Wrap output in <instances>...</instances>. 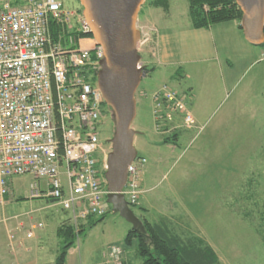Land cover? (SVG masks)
I'll use <instances>...</instances> for the list:
<instances>
[{"label": "built area", "instance_id": "2783aa9c", "mask_svg": "<svg viewBox=\"0 0 264 264\" xmlns=\"http://www.w3.org/2000/svg\"><path fill=\"white\" fill-rule=\"evenodd\" d=\"M90 31L83 11L61 0H0V205L11 179L28 174L29 198L69 211L76 231L80 222L109 212L99 131L107 103L97 81L104 53ZM143 97L151 101L157 132L195 127L185 96L170 84ZM146 163L136 154L127 166L121 193L129 207L142 193ZM43 229L42 221L21 223L9 233L8 246L19 232L30 240ZM122 253L109 248L115 264Z\"/></svg>", "mask_w": 264, "mask_h": 264}, {"label": "rangeland", "instance_id": "374dc122", "mask_svg": "<svg viewBox=\"0 0 264 264\" xmlns=\"http://www.w3.org/2000/svg\"><path fill=\"white\" fill-rule=\"evenodd\" d=\"M61 1L66 7L86 10L83 0ZM170 1V12L181 24L187 19L182 11L186 9L188 0H168L167 8L159 0H143L138 8L135 23L141 33L137 45L141 66L156 51L153 46L158 31L157 26L146 20V12L151 6L162 7L164 12H168ZM204 8H207L206 5ZM256 47L261 48L260 45ZM147 66L135 92L136 115L131 127L137 131L133 139L134 148L139 156L147 160L143 178L149 205L140 201L143 194L141 181L142 193L137 204L130 208L144 224V220H153L157 216L160 200L177 207L178 201H185L186 206L178 208L196 216L200 227V235L194 237L197 243L212 244L218 251L230 253L227 256L234 258L231 259L233 263L264 264V253H260L264 243V166L257 168L256 163V156L264 151V61L238 76L236 88L230 86L223 90L221 109L214 108L209 120L195 123L186 136L189 144H184L185 138L176 142L177 134L189 129L183 126L160 133L164 138L163 142L159 141L153 126L151 101L143 97V93L163 83L177 90L180 85L168 74L160 72L159 67L151 64ZM255 70L262 72L263 79L248 86ZM246 87L250 89L242 95L241 102L234 103L232 119H220L224 109ZM99 131L100 145L107 157L113 148L114 115L106 104L103 105ZM187 144L189 151L183 152ZM198 149L203 151L202 154L193 157L192 151L198 152ZM32 181L33 178L28 174L14 176L10 181L11 193L6 203L0 205V255L4 253L7 259L11 257L6 249L8 237L9 233L17 232L19 224L27 227L35 221H42L44 229L28 242L44 248L53 263L61 248L57 229L73 221L70 212L61 206L45 198H29ZM191 200L193 204L189 203ZM108 206L109 212L95 225L90 226L83 221L78 224L74 246L89 247L104 253L109 251L111 245L124 246L128 250L137 246V238L131 244L118 239L121 224L129 222L118 211H114L110 204ZM18 239L17 244L26 241L22 232H19ZM220 256L224 262L225 255Z\"/></svg>", "mask_w": 264, "mask_h": 264}, {"label": "crops", "instance_id": "0c3cea01", "mask_svg": "<svg viewBox=\"0 0 264 264\" xmlns=\"http://www.w3.org/2000/svg\"><path fill=\"white\" fill-rule=\"evenodd\" d=\"M187 8L188 2L186 3V9L182 11V15L184 13L187 19L181 24H178V20L170 12L171 1L168 12H164L162 7L156 6H151L147 10L146 20L157 26L158 31L153 46V49L156 51L154 54H151L152 58L150 60L143 61V66L147 70V65H155L161 69L160 72L168 74L171 78L175 79L180 85L178 91L185 96L195 122L201 123L211 118V112L214 108L217 109L221 106L222 102L220 98L223 90H226L230 86L236 88V78L245 74L249 69L257 65L258 62H261L259 58L264 49L262 46L259 49L256 46L260 44L252 43L246 38L243 29L239 27L240 22L236 20L216 23L206 28L192 27ZM260 79H263L262 72L255 70L252 79H249L248 86ZM249 89L247 87L243 88L241 95L235 98L224 109V112L220 114V119H232L231 111L235 108L236 103L241 102L242 95ZM261 92L262 90L258 91L257 94ZM189 130L191 129L185 130L182 134L179 132L176 136V142L185 138L184 144L187 143L186 136L190 133ZM155 132L159 136V141L163 142L164 136L157 131ZM188 144L185 146L183 152L189 151L187 149ZM202 152L199 149L198 152L194 150L192 151V155L193 157L199 156ZM256 163L258 165L257 168L260 166L263 168L264 151H261L260 155L256 156ZM144 182V178L142 177L143 194L140 201L146 202L148 206L149 202L145 195L147 189L144 188ZM178 202V207L186 206L185 201ZM189 203L193 204V201L191 200ZM178 207L175 205L169 206L168 203L160 200L157 209L158 214L153 220H149V222L164 224L183 241H193L196 235H200V227L197 224L198 220L192 212L185 211L182 208L179 210ZM83 222L88 224L87 220ZM131 228V223H126V225L122 223L118 239L124 241L127 232ZM28 241L30 240H26L22 244L16 243L13 248L7 246L8 256L11 257L7 259V255L2 253L0 255V264L54 263L48 259V253L44 251V248L36 246L37 244L33 246ZM262 244L263 249H260V253H264V243ZM208 245L214 251L221 264H237L231 261L234 258L230 259L227 256L230 253L218 251L212 244ZM122 249L121 264H141V260L136 253V247L128 250L129 248L122 246ZM220 254L225 255L224 262L221 260ZM64 264L115 263L111 260L109 251L104 253L89 247L72 245L67 251Z\"/></svg>", "mask_w": 264, "mask_h": 264}, {"label": "water", "instance_id": "95a60500", "mask_svg": "<svg viewBox=\"0 0 264 264\" xmlns=\"http://www.w3.org/2000/svg\"><path fill=\"white\" fill-rule=\"evenodd\" d=\"M143 0H83V14L92 36L103 48L98 86L114 115L113 148L106 157L104 178L107 202L133 228L144 231L142 222L128 206L121 190L126 182L127 166L137 154L131 127L136 115L135 92L144 73L139 65L138 42L141 37L135 17ZM242 11L241 27L246 38L264 43V0H235Z\"/></svg>", "mask_w": 264, "mask_h": 264}, {"label": "trees", "instance_id": "16d2710c", "mask_svg": "<svg viewBox=\"0 0 264 264\" xmlns=\"http://www.w3.org/2000/svg\"><path fill=\"white\" fill-rule=\"evenodd\" d=\"M159 1L164 8H167L168 0ZM188 15L192 27L206 28L230 20L240 22L242 11L235 0H188ZM239 27L242 29L241 25ZM85 35L91 36L90 33ZM260 46L264 48V43ZM143 68L146 73V67L143 66ZM104 217L105 215L99 218L90 217L87 221L90 226H93ZM143 223V232L132 227L124 238L126 244H131L132 240L137 238L136 253L141 264H220L208 244L202 242L198 244L196 240L183 241L161 223H150L145 220ZM57 236L60 239L61 248L53 264H64L67 251L74 243V225L62 224L57 229Z\"/></svg>", "mask_w": 264, "mask_h": 264}]
</instances>
